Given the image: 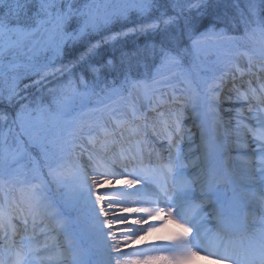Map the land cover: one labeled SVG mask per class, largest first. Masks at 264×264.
I'll return each instance as SVG.
<instances>
[{
    "label": "snow or ice",
    "instance_id": "6c2138e0",
    "mask_svg": "<svg viewBox=\"0 0 264 264\" xmlns=\"http://www.w3.org/2000/svg\"><path fill=\"white\" fill-rule=\"evenodd\" d=\"M233 8L232 12H222L217 0H123L114 12L99 19L92 14L88 3L81 4L79 0H0V76L14 73L11 87L7 91L0 89V108H4L0 122L7 125V130L0 132V195L5 201L0 203V264H43L41 254L51 246L50 240H56L50 236L56 230L46 221H59L69 212L66 207L43 202L45 198L38 195L42 187L34 183L35 177L32 181L14 178V165L20 154L13 153L7 143L9 133L17 130L16 139L22 143L20 137L28 132V120L37 119L35 114H42L45 110L52 111L51 106L43 107L42 101H36L37 107L33 108V101L19 90V82L35 76L40 78L35 83H39L48 76H63L65 73L70 77L65 88H71L74 94L83 97L95 95L102 98L97 105L91 106L99 119L88 126L87 132L81 129L93 147L99 141L101 150H108L110 144L119 142L118 135L123 138L126 127L133 137H140L134 144L129 141L126 149L121 147L120 163L114 159L104 171L94 168L91 180L83 168L75 172L81 180L79 196L92 205L96 220L109 228L111 247L118 253L115 264H191L200 256V246L204 242L201 224L196 222V216L185 214V205L198 199L196 215L203 212L207 204L211 208L208 215L226 227L237 203V189H232L231 196L222 190L221 185L234 183L231 173L221 171L207 157L206 164L201 165L200 157L196 156L192 161L193 171H188L185 161L195 156L200 146L193 147L195 141L191 129L183 130L182 117L188 105L181 100L183 90L178 94L173 82L181 77L191 85L192 69L204 51L202 45L210 40L234 38L239 34L243 38L258 35L264 41V0H247L245 8L239 9L238 4ZM133 15L139 23H133L130 28L122 25L125 32L114 33L95 43L85 39L104 26L130 21ZM230 32L232 37H229ZM129 33H139L147 39L142 45L121 52L119 58L113 54L106 59H95L103 44ZM77 46L83 47L84 51L70 65L57 67L67 49ZM20 57H26V62L21 63ZM21 67L24 72H17ZM261 69L264 70V65ZM224 81L225 74H221L216 86L204 95V103L217 131L223 123L219 97ZM167 88H171L170 98L165 91ZM235 100L241 102V107L234 110L227 131L232 138V147L237 151L236 159L245 161L251 169L247 176L249 186L244 191L257 197L259 214L264 217V81L255 87L250 80L244 92L237 90ZM120 104H125L128 111L121 113ZM175 104H181L182 108L173 112L170 118L164 108ZM191 111L193 124L201 129L203 142L204 125L197 123L201 120V113L195 105ZM105 112L109 113V120L103 119ZM149 113L155 114V119ZM135 121H140L142 127L141 124L128 127ZM149 131L156 140H167V144L158 154L157 163L152 165L150 158V167H144L143 145L148 142ZM249 134L251 140L247 139ZM249 145L255 146L250 153ZM77 147L82 145L76 144L74 139L66 142V149L75 151ZM250 155L257 157L255 163L248 158ZM89 158L92 159L91 153ZM130 161L140 163V168L133 167L129 171ZM49 175L54 181L61 179L58 167L50 166ZM17 182L29 183L32 195L14 216L7 201L11 192L9 185ZM104 183L116 185L105 193L108 200L96 195L92 201L95 190ZM197 185L199 197L195 191ZM104 203L107 208L101 206L96 213V205ZM129 204L139 206L128 207ZM116 211L126 215H115ZM110 213L112 220L118 221L136 216L133 225H143L149 220L156 223L149 224L147 229L125 227L122 239H117L111 231ZM100 216L105 219L100 221ZM168 223H174L179 231L164 237L163 242L149 251L168 252L169 255H147L141 251L124 258L122 244L143 240L144 236L165 229ZM217 240L219 243L211 254L217 264H264V231L243 253L230 251L219 235ZM58 255L63 257L65 253L58 252ZM71 264L78 262L73 259Z\"/></svg>",
    "mask_w": 264,
    "mask_h": 264
},
{
    "label": "rangeland",
    "instance_id": "374dc122",
    "mask_svg": "<svg viewBox=\"0 0 264 264\" xmlns=\"http://www.w3.org/2000/svg\"><path fill=\"white\" fill-rule=\"evenodd\" d=\"M94 2H97V4H99V0H93ZM103 3V6L101 7L103 10L100 12L101 13V17L103 18L104 15L107 14H111L112 12H114L117 7L123 3V0H102L101 1ZM100 2V5H101ZM239 2V3H238ZM237 2V4L239 5L240 9H243V7H246L247 4V0H239ZM239 10V9H237ZM239 41L241 42V47L243 48V50H241L240 48H237V45L239 43ZM227 49H232L233 53H234V57L233 60H230V63L227 65V67H219V69H217L213 75H212V85L210 88H213L216 86V83L220 77L221 74H225V81L226 79L231 77L232 73H233V66L234 65H241V62L243 61H248V62H254V64L256 65L257 68H261V65H264V41H261L258 35H254L251 37L250 42L247 41H243L242 38L238 39V38H221L219 40H215V41H209L208 46L206 48H204V51L201 53V55H205L207 57L209 56H215L217 59L221 56V54L227 50ZM60 61H58L57 63V67L60 66ZM215 66H216V62H215ZM211 68V67H210ZM194 73H201V70H206V72L208 73V69L209 68H202L200 66H196L193 67ZM201 69V70H199ZM49 77V76H48ZM199 78V77H198ZM201 80V78H200ZM176 81V80H175ZM175 81L173 82V85L176 89V92L179 94L181 93V91L183 90V95L181 96V100H183L184 102H186V104L188 105L187 110L184 111L183 117H182V124H185L187 122H189V119L191 118V110L189 109L190 107L192 108L193 105L197 106L198 109H206L205 108V103H204V95L206 93H204L202 90L199 92H191L188 88H184L183 85L181 84H175ZM45 82V81H44ZM44 82H42L43 84H45ZM56 83L57 82H52L50 83L49 80L46 82L47 87L50 89H55L56 87ZM238 82H229V84H227V86L225 88H223V92L221 93L220 97H219V102L221 105L220 108V115H224L225 116V120H230L231 115H235V109L240 108L241 107V102H237L234 99H228L229 96L233 97V90H231L232 85H237L238 86ZM255 86V85H254ZM64 87V85L62 86ZM257 87V86H255ZM248 88V87H247ZM247 88H244L243 85L240 87V92L245 91ZM69 89V88H66ZM208 89V90H209ZM67 91V90H66ZM65 91V92H66ZM166 92L169 93V98H170V93H171V88H167L165 89ZM52 94H50V98L49 100H52L53 98L55 99V103L54 107L57 109V113H59L60 115L55 116V118L53 120H49L48 119V123L47 120L44 118V116L42 114H35L37 115V119L32 120L29 119L28 123H27V128H28V132H33L35 134H38L39 137H37V141L38 142H45L46 139H49L50 141L56 143L57 141L62 142V144L66 147V142L70 139H74L75 142H77V139L79 136L82 135L81 129H83V132H87L88 130V126L90 124H93L95 121H97L99 119L98 114H94L92 111V107H85L84 105L81 106L82 109H80L78 112L73 113L72 115L75 117H78V122L75 124V127L73 129V135L72 137L68 138V136L66 135V127L68 124V119L69 117L71 118V116L68 115L69 110L71 108V104H69L70 101H73L72 99H70L68 96L63 95V92L60 91L59 95L56 96V92H50ZM65 94V93H64ZM39 95V93H37L35 97V100H33V104L32 107L36 108L37 104L35 103L36 101H39V98H37ZM236 101V102H235ZM74 102V101H73ZM86 103V101H85ZM45 104H48V102H46ZM165 108L169 109L171 113L173 112H177L182 108L181 104H175V105H168ZM227 109H233L232 112L227 111ZM60 111V112H58ZM127 106L124 107V109L121 111V113H125L127 112ZM52 114V112H51ZM68 115V116H67ZM150 115V114H149ZM155 114H151L150 116H154ZM72 116V118L74 119V117ZM66 118V119H65ZM155 118V117H153ZM104 120H109V115H104L103 117ZM70 122L71 119H70ZM109 123L111 124V121H109ZM136 124H141L140 121H135L133 122L131 125H129L128 127H134ZM233 124H235V122H233ZM142 127V124H141ZM211 130H213V134H212V138L211 142H214L216 147L219 148V151L221 152V154L223 155V158H225L226 160L224 161V165L226 167H230V168H234L236 166V156L235 153L237 152L235 148L232 147V138H230V140H227V136L224 134H221V127L219 126V131L216 130V126H215V122L212 120L211 124H210ZM186 129L183 128V130L186 132L188 129H191L192 133H193V138L195 141V144L193 145V147L195 148L196 146H200V150L198 152L195 153V156H192L188 159H186L185 163L188 165V171L192 172V161L195 160L196 156L200 157V163L203 162V164H206V161H203L205 159V155L206 157L209 155V150L210 148L209 145L205 146V142H209V137L208 134H206L205 132V136H204V143L199 142V139L201 140V137H199V129H196L197 127L193 125H188L187 127H185ZM0 129L2 131H6L7 130V125H4L3 122H0ZM119 131V129L117 130ZM18 132V130H17ZM128 132L127 127L124 129V134ZM150 132V131H149ZM119 133V132H118ZM139 136H136L134 138V141L136 139H139ZM252 136L251 134L248 135L247 139L251 140ZM117 139L120 140L121 138L119 137V135L117 136ZM177 139H179V137H177ZM155 142V143H154ZM24 143V142H22ZM22 143H19L20 145L17 146L18 147V152L16 151V145L10 146V149L13 153L16 154H20V158L25 155V146L24 144L22 145ZM53 143V144H54ZM148 144H150V148L154 147L155 149H158L160 146H163L164 143H161L159 141H153L152 140V135L151 133H148ZM254 145H249L248 151L249 153L251 152L252 148H254ZM97 148H99L97 146ZM91 149V148H90ZM223 149H226V151H224ZM96 151V149H94ZM93 150V153L95 152ZM184 151H185V155H187L188 153V147H187V143H185L184 146ZM158 153V151H156V154ZM155 154V153H154ZM95 158H99L98 155H95ZM166 156V154H165ZM202 157L204 159H202ZM253 163H255L257 157L256 156H249L248 157ZM243 166H245L247 169L246 174H244L245 176H248V173L251 171V169L249 168V166L245 163V161L242 160ZM86 162L83 161V157H81V155H79L77 153V150L75 149V151L66 149V154L63 156V158L59 161L57 167L59 168V171L61 172V178L65 177L68 175V173L73 172L75 175V172L77 170H79L80 168H83L84 171L87 172L88 177L90 178V174H89V170L87 171V165H85ZM244 176V180L243 182L238 180V185L241 186L242 189H245L249 186V181L247 179V177L245 178ZM33 178H29L26 181H32ZM44 178L41 177L40 179H36V181L34 183H36V185L38 187H42V191H40L39 193L42 194L45 198V200H47V203L52 204V205H59L62 208H68V209H73L75 210V213L73 216H62L60 218L59 221L56 220H50V221H55V224L53 226V228L56 230L55 233L60 232L63 233L67 236L65 237V240L61 243H59L56 246H50L48 248V250L44 253H42V259H43V264H71V261L73 260V258L75 256L79 257L81 259V263L82 264H106L103 262V254L105 251H108L111 248L112 245V240L110 239V243H105L104 239L109 237L108 232H109V228L106 226L101 225L97 220H96V215L95 213L89 214L87 211L88 209L91 207V204L87 202L86 198H82L79 196V185L81 183L80 177L75 175L74 177V184L72 189H66L64 191L61 192V194L59 195H53L52 192V188L47 187L44 183ZM244 186H242V184ZM27 186H30L29 183H23L21 185H17V186H13L11 187L12 190H14L16 192V194L20 197L22 195V192L25 191V188H27ZM223 186V185H221ZM199 188L198 186L196 187L195 191H196V195L199 197L200 191H198ZM111 191V188L108 189V192ZM245 194L247 196H251V193L249 192H245ZM95 194L92 195L91 200L94 201L95 200ZM253 198H256L253 196ZM254 200V199H253ZM256 200V199H255ZM259 202V201H258ZM199 203V201L197 202ZM207 205V204H206ZM204 205V209L207 208V206ZM128 207H135L133 205H127ZM119 207V206H118ZM259 208V207H258ZM54 210H56L54 208ZM258 210V209H257ZM259 213V211H257ZM116 214L120 215H126L125 213H121L119 211L115 212ZM257 213V215H255V217H253V221L250 222V224L252 225H256L258 224V220H259V214ZM105 219V217L100 216L99 220L103 221ZM109 220H111L110 217H108ZM134 220V218H130L128 217V221H118L115 220L113 221V223H111V231H113L112 229H114V227L116 226H121L119 229L123 230L125 227H131L132 221ZM93 221H95V224H93ZM135 227H141L144 229H147V227L149 226V224L146 222L143 225H134ZM176 226V225H175ZM118 229V230H119ZM174 232H177V229H173L171 228ZM172 233V232H171ZM141 235H143V233H141ZM170 235V234H169ZM149 235H147L146 237H148ZM80 238L81 240L83 239L86 243V245L88 244L90 246L91 253H94V257L90 259V257L88 258L86 250L84 249L82 244H79L77 242V239ZM41 241H43L42 237L40 238ZM119 239V238H117ZM163 242V239H161L160 243ZM87 245V246H88ZM127 246V244L125 245ZM90 248H88L90 250ZM58 252H64L65 255L63 257H60L58 255ZM111 252L114 253L113 256H117V254H115L116 251L112 250ZM162 255H169L168 252H162ZM195 260H193L191 262V264H194Z\"/></svg>",
    "mask_w": 264,
    "mask_h": 264
},
{
    "label": "bare ground",
    "instance_id": "6f19581e",
    "mask_svg": "<svg viewBox=\"0 0 264 264\" xmlns=\"http://www.w3.org/2000/svg\"><path fill=\"white\" fill-rule=\"evenodd\" d=\"M239 69V70H237ZM260 77H264V72L262 71H258L257 68H256V65L254 64V62H248V61H245V62H241V65L237 66L235 65L234 69H233V73L231 75V77L227 78L226 79V82L224 83V87L225 88L227 86V84H229V82H242L241 84H238L237 85H232L231 87V90H233V99L235 100V96L237 94V90L239 89L240 90V85H245V86H248V82L251 80L252 82L255 81L256 83L260 82L261 81V78ZM236 102V101H235ZM205 108L206 109H199L200 113H201V120L200 121H197V123H203L204 125V132H206V134H208V137H209V142H205V146H208L209 144V147L210 150H209V155L207 156V160L216 164L217 166L220 167L221 171H230L231 173V177L233 179V181H242L244 180V174H246L247 172V169L245 166H243V163H242V160H238L236 159L235 162L237 163L236 166L234 168H226L224 165H223V161H225L226 159L223 158V155L221 154V152L219 151V148L216 147L215 143L214 142H211V139L212 138V134H213V130H211V127H210V124L212 122V118H211V115L208 113V109L205 105ZM190 110L192 109L191 107L189 108ZM164 111H165V114L166 115H169V117L171 118V112L169 109L167 108H164ZM150 115L152 113H149ZM193 113L191 111V118L189 119V122L185 123V124H182L183 125V128L186 129L185 127H187V124L188 125H193ZM234 115H231V117H233ZM152 117H155L152 116ZM220 117L222 118V125L220 126L221 127V134H224L227 136V140H230L231 136L228 134V122L229 120H225V116L224 115H220ZM155 119V118H153ZM235 122V120H232V123ZM159 126V125H158ZM259 126L257 125V128ZM196 129H199L200 131L198 132L199 134V137H201V129L199 127H197ZM120 131V130H119ZM118 131V132H119ZM151 133V132H149ZM139 136V135H137ZM136 137V136H135ZM132 135H131V132L128 131L126 132L125 134H123V138L118 140L119 142L112 145L110 144L109 145V148L108 150L106 151H103L101 150V146H100V143L99 141L97 142L96 146L93 147L89 142H88V138L85 136V135H81L78 137L77 139V142L76 144L78 145H82V147H77L76 150H77V153L79 155H81V157H83V161L86 162L85 165H87V168L86 170L88 171L89 169V174H90V178L89 180H91L92 176H93V169L96 168L98 171H104L105 170V166L108 165V164H111L113 162V160L115 159V162L116 163H120L119 161V155H120V149L121 147L123 148H127L129 146V141H131L133 144H134V138ZM152 140L154 141H159L161 143H165V145L163 144V146H160L158 148V151L161 152L162 149L164 148V146H166L167 144V140L165 139H161V140H156L155 137L152 136ZM199 142L201 143H204V141L202 142V140L199 139ZM97 146L99 148H97ZM150 144H148V142L143 145V157L144 156H148V153L149 154H152V148H150ZM91 148V149H90ZM96 149V151L94 150ZM154 149V148H153ZM93 150L95 151V155H98L99 158H95L94 156V153H93ZM224 151H226V149H223ZM89 153L92 154V159L89 158ZM235 156H237V152L235 153ZM206 157V155H205ZM202 159H204L202 157ZM203 161H206V159H204ZM135 162V163H134ZM129 163H134V165H136V168L138 169L137 165H140V164H136V161H130ZM144 164V162H143ZM201 165H203V162L201 163ZM130 166V165H129ZM144 167H149L147 164L143 165ZM131 171V170H130ZM247 176H245L246 178ZM243 184V183H242ZM169 186L171 187V179L169 178ZM227 191L226 193L231 196V193H230V187L229 185L227 184ZM30 186H27V188H25V191L22 192V195L19 197L15 191H11L10 192V195H9V199L7 201V206L9 207V209L11 210L12 214L15 216L18 214L19 212V209L24 207L25 206V202L31 197L32 193L30 191ZM116 185L115 184H107V183H104V184H100L99 187L95 190V195H102L104 196V199L105 201L108 200V196L105 195L106 192H108V189L111 188V190L113 188H115ZM19 197L20 201L18 202L20 206L16 205V203L14 202V197ZM41 198H44V196L42 194H38ZM96 198V196H95ZM95 201V200H94ZM43 202L45 204H49L47 203V200H43ZM0 203H5V201L3 200V197L2 195H0ZM129 205H133V206H139V205H135V204H129ZM197 204L190 201L188 202L186 205H185V214L187 216L189 215H192V216H196V222L198 221V219H200V217H202V212L199 214V215H196V212H195V209H196V206ZM103 206L105 208H107V204L104 203L102 205H96V208H95V212L98 213L99 212V208ZM144 206H148V205H144ZM118 207V206H117ZM210 207V206H209ZM89 214H92L94 213L93 210H92V205L91 207L88 209L87 211ZM115 215H118L115 213ZM120 215H123V214H120ZM109 217L111 218V223H113V221L115 220H112V213L109 214ZM130 218H134L136 219L137 217L132 215V216H129ZM260 217H262L260 215ZM238 218L240 219V217L238 216ZM238 218H233V222L235 224H238ZM128 221V220H127ZM52 228L55 224V221H46ZM124 222V221H122ZM206 222H208L206 219H204L203 222H199L201 224V237L203 238L204 242H208L209 246L210 245H214L215 247L217 246V244L219 243V241L217 240V235L215 236L213 234L214 230H210V232H206L207 230L205 229L206 227ZM148 224H155L156 221H152V220H149L147 221ZM93 224H95V221H93ZM232 225V223H231ZM173 224L172 223H168L167 224V227L159 232H154V233H151L149 234L148 237L144 236V239L143 240H135L134 242L132 243H128L127 246H125V244H122L121 245V252L125 253V257L124 258H130L132 255H134L135 253L137 252H144L146 253L147 255H161L162 252H152V251H149L151 248H153L155 245L157 244H160V241L161 239H163L164 237H167L169 236V234L171 233V228H172ZM121 226H116L114 227V229H112V233H115L116 235V238H119V239H122V231L123 230H120ZM131 227H135L134 225H131ZM120 228V229H119ZM119 229V230H118ZM262 231H264V225H259L258 228H257V231H256V234L257 235H261ZM204 232V233H203ZM109 234V232H108ZM141 235V233H140ZM50 236H53V237H56V240L55 242H52L51 240L49 241L50 245L51 246H56L58 245L59 243L63 242L65 240V237H67L65 234L63 233H60V232H53L50 234ZM222 237V236H220ZM18 239V238H17ZM223 241H224V238H222ZM246 243H240V242H233V246L234 248L232 249V251H235L236 253H239V251L243 248V251L245 252L249 247L250 245L253 243V239L250 240V238H244ZM110 239L109 237L105 238L104 239V242H107L108 244L110 243L109 242ZM229 246V243L226 244ZM113 249L112 247L108 250V251H105L104 254H103V262L106 263V264H115V256L113 252H111ZM115 254L118 255L117 252H115ZM73 259H75L78 264H82L81 263V259L77 256H75ZM198 261H196V264H217V261L216 260H213V259H200L198 258Z\"/></svg>",
    "mask_w": 264,
    "mask_h": 264
},
{
    "label": "trees",
    "instance_id": "16d2710c",
    "mask_svg": "<svg viewBox=\"0 0 264 264\" xmlns=\"http://www.w3.org/2000/svg\"><path fill=\"white\" fill-rule=\"evenodd\" d=\"M100 2L102 0H99ZM239 0H217V3L220 6V10L232 12L234 10L233 6L237 4ZM81 4L88 3L91 7L92 14L96 16L99 19H102L101 17V11L103 10L101 7L103 6V3L100 2L97 4V2H94L93 0H79ZM239 3V2H238ZM104 7V6H103ZM240 9V7H239ZM237 10V9H236ZM133 23H139L135 15H133L132 19L130 21H121L119 23H112L107 26H104L100 29L98 33H94L91 37H86L85 39H91L92 43H95L97 40L101 39H107L108 37H111L114 33H123L126 31V28L122 25L126 24L128 28L133 26ZM241 28V32H242ZM147 39L146 36L141 35L139 33H129L127 35H120L115 40H109V42L103 44L101 48L99 49V55L95 57V59L99 60L101 58H108L109 56H112L113 54L119 58L121 52H127L132 50L134 47H138L139 45H142L145 40ZM204 46L206 45H202ZM84 51L83 47L77 46V48L69 47L67 51L65 52L64 56L60 59V65L63 64L65 66L70 65V63L73 61V59L80 55V53ZM19 59L26 60V57H20ZM201 59V60H200ZM209 61H206V60ZM199 60L200 62L203 61L204 64H207L211 68L216 69L215 61L212 59H207L205 56H201L196 61V66H199ZM199 63V64H198ZM19 73H23L24 69L17 70ZM14 73H7L4 77L0 78V89L7 91L11 85H12V76ZM76 78L78 79L79 73L77 72ZM39 77L33 76L31 79L24 78L19 82V90L22 91V94L27 96L29 100L33 101L35 100L34 95L39 93L38 97L39 101H42V106L47 108V106H51L52 108V114L51 112L45 110L42 115L47 120L51 121L55 118V116L60 115L57 113V109L54 107L55 99L49 100L50 98V92H54L58 90L56 93L62 91V92H70L73 91L71 88L66 89L65 87H62L67 83V81L70 79L68 73H65L63 76L57 74L56 76H49L44 80H41L39 83H35L36 80H39ZM49 80L50 83L57 82L55 89H50L47 87L48 84L46 82ZM45 81V82H44ZM44 82L45 84H43ZM30 85L28 88L25 89V85ZM97 96L91 95L88 97H83L78 95L75 103L81 105L86 100H89L91 102L94 98ZM48 102V104H45ZM56 110V111H55ZM4 112V108H0V113ZM60 112V111H58ZM55 115V116H54ZM68 116V115H67ZM66 119V118H65ZM70 119L72 122H70ZM68 121V135L71 134V130L73 128L74 122H76L75 118L72 120V118L69 117ZM0 132L2 130L0 129ZM16 132L9 133L7 138V143L10 146L16 145V149L18 151V147L20 144L16 139ZM24 136V142L25 147L27 150V155L24 156V159L19 160L16 165H14V169L16 170L18 174L21 176L24 174H35L36 170H49L50 166L53 167V165L56 163V161L63 155L64 151H61L60 149L65 148L62 142L57 141L56 143L50 141L49 139H46L45 142H38L37 137H39L38 134H35L33 132H27V134ZM54 143V144H53Z\"/></svg>",
    "mask_w": 264,
    "mask_h": 264
}]
</instances>
